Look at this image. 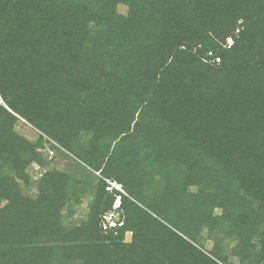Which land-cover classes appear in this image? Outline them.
Segmentation results:
<instances>
[{
    "label": "trees",
    "instance_id": "obj_1",
    "mask_svg": "<svg viewBox=\"0 0 264 264\" xmlns=\"http://www.w3.org/2000/svg\"><path fill=\"white\" fill-rule=\"evenodd\" d=\"M47 145L98 174L81 225ZM225 241L264 264V0H0V264H231Z\"/></svg>",
    "mask_w": 264,
    "mask_h": 264
},
{
    "label": "rangeland",
    "instance_id": "obj_2",
    "mask_svg": "<svg viewBox=\"0 0 264 264\" xmlns=\"http://www.w3.org/2000/svg\"><path fill=\"white\" fill-rule=\"evenodd\" d=\"M120 11L125 13L126 9L121 7ZM228 44L229 47L232 46L233 40L229 39ZM17 132L32 143H36L39 139V133L24 121H22V123L17 126ZM41 152L48 161V164L45 166L46 171H60L62 173L69 174L72 177V182L70 183V187L68 190L69 193L77 191L80 195L83 194L81 203L79 205H71L70 207L73 212H76L70 214L69 216H66V218L64 219V222L68 226L81 225L82 222L86 219L88 204L91 202L92 197L97 189L99 181L98 174L92 175V173L85 172L82 169L84 165L80 161L72 159L71 156H68V153H66L65 151H54L49 145H47L45 149L41 150ZM44 172V169L35 167L32 178V187L29 191V194L31 196L36 195L38 178H40L42 174H44ZM217 213L220 212L217 211ZM115 216V218H118L117 214ZM202 236V247H204L206 250H210L213 247V242L209 239L208 232L205 231ZM131 239L132 234L128 233L126 235V242H130ZM225 245L227 253L230 256V263L240 264L239 260L231 255L230 248L232 247V245L230 244V242L225 241Z\"/></svg>",
    "mask_w": 264,
    "mask_h": 264
},
{
    "label": "built area",
    "instance_id": "obj_3",
    "mask_svg": "<svg viewBox=\"0 0 264 264\" xmlns=\"http://www.w3.org/2000/svg\"><path fill=\"white\" fill-rule=\"evenodd\" d=\"M108 183L110 185L109 190L116 189V190L124 193L121 186H118L117 184L111 183L110 181H108ZM120 207H121V197H118L116 202H115L114 208H113L114 211L106 214V216H105V222H104L105 228H113V227L117 226V221H116L115 215L117 214L116 211L119 210Z\"/></svg>",
    "mask_w": 264,
    "mask_h": 264
}]
</instances>
